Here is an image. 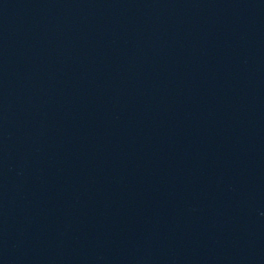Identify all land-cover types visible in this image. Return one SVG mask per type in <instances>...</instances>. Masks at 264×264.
Masks as SVG:
<instances>
[{"label":"water","instance_id":"95a60500","mask_svg":"<svg viewBox=\"0 0 264 264\" xmlns=\"http://www.w3.org/2000/svg\"><path fill=\"white\" fill-rule=\"evenodd\" d=\"M0 264H264V0H0Z\"/></svg>","mask_w":264,"mask_h":264}]
</instances>
